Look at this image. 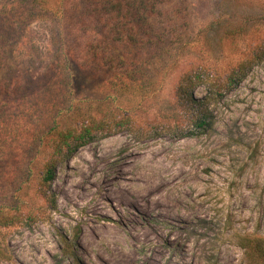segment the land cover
<instances>
[{
    "label": "rangeland",
    "instance_id": "1",
    "mask_svg": "<svg viewBox=\"0 0 264 264\" xmlns=\"http://www.w3.org/2000/svg\"><path fill=\"white\" fill-rule=\"evenodd\" d=\"M34 2L0 0V264H255L264 0H162L128 88L72 59L68 0Z\"/></svg>",
    "mask_w": 264,
    "mask_h": 264
},
{
    "label": "trees",
    "instance_id": "2",
    "mask_svg": "<svg viewBox=\"0 0 264 264\" xmlns=\"http://www.w3.org/2000/svg\"><path fill=\"white\" fill-rule=\"evenodd\" d=\"M68 1L63 17L71 40L72 59L81 68L102 74L111 87L115 88V77L118 76L116 79H123L120 88H128L129 81L142 75L143 69L137 64L141 60L139 55L150 52L160 40L148 19L158 11L162 0ZM5 8L9 9V6L2 7L4 12ZM116 47L126 52L125 57H116ZM2 61L0 53V64ZM135 85H139V81L134 80ZM191 100L185 101L190 103ZM194 124L201 130L210 127L211 116L207 108H200ZM95 127L98 125L92 122L82 127L77 135L70 132L61 135L59 143L55 144L57 152L63 153L59 144H65L67 152L85 145L94 138ZM55 167L53 160L44 165L41 180L46 189L54 178ZM248 257L255 264H264V238H257L250 245Z\"/></svg>",
    "mask_w": 264,
    "mask_h": 264
}]
</instances>
